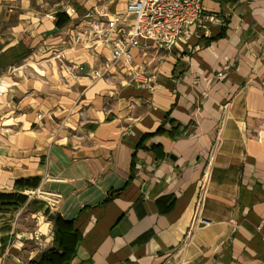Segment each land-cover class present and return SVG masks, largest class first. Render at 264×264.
Listing matches in <instances>:
<instances>
[{
    "label": "crops",
    "instance_id": "1",
    "mask_svg": "<svg viewBox=\"0 0 264 264\" xmlns=\"http://www.w3.org/2000/svg\"><path fill=\"white\" fill-rule=\"evenodd\" d=\"M95 5L125 0H0V192L26 197L0 202V264L51 247L56 214L80 236L65 264H264V0H202L145 57L151 89L50 57L66 10Z\"/></svg>",
    "mask_w": 264,
    "mask_h": 264
},
{
    "label": "built area",
    "instance_id": "2",
    "mask_svg": "<svg viewBox=\"0 0 264 264\" xmlns=\"http://www.w3.org/2000/svg\"><path fill=\"white\" fill-rule=\"evenodd\" d=\"M66 13L69 21L60 33L59 47L48 48L50 57L59 62L61 68L69 73L74 71V74L104 79L124 73L130 83L147 89L153 87L154 78L145 68L149 52L171 51L190 26L201 24L206 17L202 0H125L121 11L95 5L81 13L69 8ZM135 50L143 58L139 63L135 60ZM70 52L82 58L67 64ZM205 186L203 176L197 208ZM222 246L223 252L228 242Z\"/></svg>",
    "mask_w": 264,
    "mask_h": 264
},
{
    "label": "trees",
    "instance_id": "3",
    "mask_svg": "<svg viewBox=\"0 0 264 264\" xmlns=\"http://www.w3.org/2000/svg\"><path fill=\"white\" fill-rule=\"evenodd\" d=\"M56 16L55 25L58 28L68 21V18L62 12H57ZM220 35H223V33H220ZM158 132H161V128L156 129L155 133ZM29 179H17L14 185L16 188L27 187ZM25 199L26 197L18 192H0V202H7L10 205H14L13 207L20 206ZM53 232L54 244L43 250L37 259H31L28 264H65L67 259L71 257L75 251V246L80 240L77 231L72 228V221H66L59 214H56L53 219Z\"/></svg>",
    "mask_w": 264,
    "mask_h": 264
},
{
    "label": "rangeland",
    "instance_id": "4",
    "mask_svg": "<svg viewBox=\"0 0 264 264\" xmlns=\"http://www.w3.org/2000/svg\"><path fill=\"white\" fill-rule=\"evenodd\" d=\"M25 211L26 209H23L22 211H20V214L22 215L21 225L24 226L25 229L29 232V231H32L34 227H36L37 219H32L30 214L23 216Z\"/></svg>",
    "mask_w": 264,
    "mask_h": 264
},
{
    "label": "water",
    "instance_id": "5",
    "mask_svg": "<svg viewBox=\"0 0 264 264\" xmlns=\"http://www.w3.org/2000/svg\"><path fill=\"white\" fill-rule=\"evenodd\" d=\"M54 31H56V28H53L52 30H50L49 33L54 32Z\"/></svg>",
    "mask_w": 264,
    "mask_h": 264
}]
</instances>
